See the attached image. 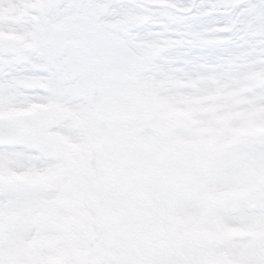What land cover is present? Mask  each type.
Masks as SVG:
<instances>
[{
	"label": "snow or ice",
	"instance_id": "1",
	"mask_svg": "<svg viewBox=\"0 0 264 264\" xmlns=\"http://www.w3.org/2000/svg\"><path fill=\"white\" fill-rule=\"evenodd\" d=\"M0 264H264V0H0Z\"/></svg>",
	"mask_w": 264,
	"mask_h": 264
}]
</instances>
